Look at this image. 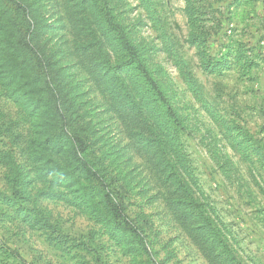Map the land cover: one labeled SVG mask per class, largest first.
I'll return each mask as SVG.
<instances>
[{"label": "rangeland", "instance_id": "obj_1", "mask_svg": "<svg viewBox=\"0 0 264 264\" xmlns=\"http://www.w3.org/2000/svg\"><path fill=\"white\" fill-rule=\"evenodd\" d=\"M16 2L0 264H264V0Z\"/></svg>", "mask_w": 264, "mask_h": 264}, {"label": "trees", "instance_id": "obj_2", "mask_svg": "<svg viewBox=\"0 0 264 264\" xmlns=\"http://www.w3.org/2000/svg\"><path fill=\"white\" fill-rule=\"evenodd\" d=\"M8 1H9V2H12L13 5H15L16 7H18V8H20V9L23 10V8H22V7L16 2V0H8ZM23 11H24V10H23ZM22 38H23V43H24L25 47H26L27 49H29L30 51H32L30 45L27 43V41L25 40V38H24V37H22ZM60 118L63 120V117H62V116H60ZM72 139H73V142H74V143H79V142H81V140H80L79 138H74V137H72ZM74 156H75V158L79 161V163H80V168L83 169V170H85V172L91 174V170H90L89 167L86 165V163H85L80 157H76V153H74ZM110 206H111V209L113 210V213H114V214H119V213H121V212H120L121 210L119 211L117 206H114V205H112L111 203H110Z\"/></svg>", "mask_w": 264, "mask_h": 264}]
</instances>
